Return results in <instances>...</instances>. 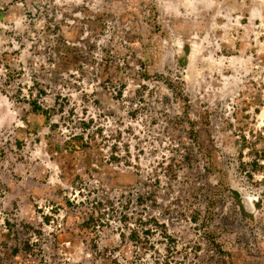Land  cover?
I'll use <instances>...</instances> for the list:
<instances>
[{"label":"rangeland","instance_id":"1","mask_svg":"<svg viewBox=\"0 0 264 264\" xmlns=\"http://www.w3.org/2000/svg\"><path fill=\"white\" fill-rule=\"evenodd\" d=\"M0 264H264V0H0Z\"/></svg>","mask_w":264,"mask_h":264},{"label":"trees","instance_id":"2","mask_svg":"<svg viewBox=\"0 0 264 264\" xmlns=\"http://www.w3.org/2000/svg\"><path fill=\"white\" fill-rule=\"evenodd\" d=\"M119 94H121V93H119ZM33 109L36 110V109H39V107L36 104H33ZM232 197L235 200V202H236V204H237V206L239 208V211H240L241 215L243 217H250V215L247 212H245L243 206L240 204V200H239L238 194L236 192H234V193H232Z\"/></svg>","mask_w":264,"mask_h":264}]
</instances>
